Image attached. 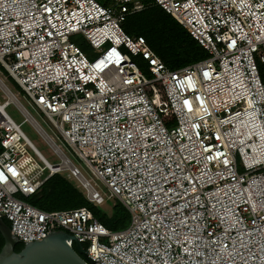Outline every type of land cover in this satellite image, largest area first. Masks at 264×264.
I'll return each mask as SVG.
<instances>
[{"label":"built area","instance_id":"2783aa9c","mask_svg":"<svg viewBox=\"0 0 264 264\" xmlns=\"http://www.w3.org/2000/svg\"><path fill=\"white\" fill-rule=\"evenodd\" d=\"M144 1L0 0V66L90 174L53 142L50 170L5 107L50 137L0 79V218L22 244L65 231L87 264H264V0H149L209 55L178 70L123 31ZM53 174L129 225L30 205Z\"/></svg>","mask_w":264,"mask_h":264},{"label":"trees","instance_id":"16d2710c","mask_svg":"<svg viewBox=\"0 0 264 264\" xmlns=\"http://www.w3.org/2000/svg\"><path fill=\"white\" fill-rule=\"evenodd\" d=\"M147 8L129 15L122 28L129 36L143 37L151 50L169 70H178L209 57L206 50L170 15L160 7L144 1ZM140 61V60H139ZM140 69L149 77L144 62L140 61ZM7 77L6 71L0 66ZM7 80H11L7 77ZM13 84L20 88L11 80ZM21 92V90H20ZM67 148V147H66ZM30 205L47 212L65 211L77 208L88 209L93 217L109 231H119L129 225L130 216L125 207L117 200H112L110 213L102 207L89 203L85 195L75 187L74 183L60 174L49 177L40 189L26 200ZM109 203V200H107ZM8 225V222L3 219ZM3 240L0 236V249ZM22 249V243L14 247L15 252Z\"/></svg>","mask_w":264,"mask_h":264},{"label":"water","instance_id":"95a60500","mask_svg":"<svg viewBox=\"0 0 264 264\" xmlns=\"http://www.w3.org/2000/svg\"><path fill=\"white\" fill-rule=\"evenodd\" d=\"M0 264H87L91 260L84 246L72 235L62 230H52L41 241L25 242L19 252L14 247L19 243L11 234L9 226L0 218ZM70 241L74 244L69 245Z\"/></svg>","mask_w":264,"mask_h":264},{"label":"rangeland","instance_id":"374dc122","mask_svg":"<svg viewBox=\"0 0 264 264\" xmlns=\"http://www.w3.org/2000/svg\"><path fill=\"white\" fill-rule=\"evenodd\" d=\"M99 4L105 5L110 0H96ZM69 40L77 45L87 58H91L94 55L93 49L88 45V43L84 40L82 35L75 34L69 37ZM140 61L137 62L139 66ZM140 67V66H139ZM145 67V64H144ZM146 70V67H145ZM4 73L0 69V79L4 82V84L16 95L19 103L25 108V110L30 114V116L35 120V122L40 126V128L50 137L52 142L59 146L63 153L71 160L73 164H75L79 170L83 173V175L87 178H90V174L86 167L76 159L71 152L66 148L65 144L59 139L58 135L54 130L50 128L48 123L43 119L42 115H40L29 103L27 98L24 96L22 92L13 84L11 80H4ZM6 99L4 94L0 91V102H3ZM6 113L9 117L16 123L20 125V130L26 136V138L30 141V143L34 146V148L40 153V155L51 165H56L60 163V158L53 153V148L48 142L43 138V136L36 130V128L31 124V122L23 116V114L17 109L14 103H10L5 107ZM30 155L33 154L30 152ZM40 166L42 164L38 162ZM66 175V173H63ZM97 188L99 192L103 195H107V190L101 184H97ZM104 204L102 207L104 212L107 214L110 213V204H112V200H109V203Z\"/></svg>","mask_w":264,"mask_h":264},{"label":"bare ground","instance_id":"6f19581e","mask_svg":"<svg viewBox=\"0 0 264 264\" xmlns=\"http://www.w3.org/2000/svg\"><path fill=\"white\" fill-rule=\"evenodd\" d=\"M1 84V83H0ZM12 99V98H11ZM44 138H45V140L48 142V144H50L52 147H53V149H55V147H54V145H53V143H52V141H50L51 139H49V138H47V137H45L44 136ZM40 154V153H39ZM44 159V158H43ZM45 160V159H44ZM46 161V160H45ZM47 162V161H46ZM48 163V162H47ZM49 164V163H48ZM51 167H50V170L52 171V172H54L56 169L55 168H57V167H53L51 164H49Z\"/></svg>","mask_w":264,"mask_h":264}]
</instances>
